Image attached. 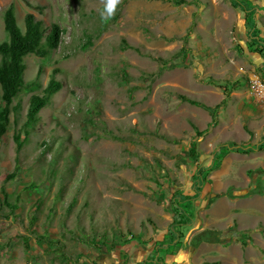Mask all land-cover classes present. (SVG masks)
<instances>
[{"label":"rangeland","instance_id":"obj_1","mask_svg":"<svg viewBox=\"0 0 264 264\" xmlns=\"http://www.w3.org/2000/svg\"><path fill=\"white\" fill-rule=\"evenodd\" d=\"M183 1L118 0L102 17L105 0H27L30 7L0 0V42L9 5L22 32L26 13L62 30L47 57L25 58L26 86L0 139V187L18 207L0 208V264H93L97 250L174 217V201L182 203L176 192L192 198L181 204L191 217H208L202 234L179 230L191 244L215 243L211 262L264 264V149L224 154L198 194L191 179L198 166L214 164L220 145L264 142V105L248 93L250 74L264 80L263 63L248 50L245 14L234 0ZM245 7L264 38V0ZM39 69L40 89L31 91ZM51 77L61 90L16 154L13 135L29 97ZM212 114L214 126L203 133ZM192 142L197 164L188 156Z\"/></svg>","mask_w":264,"mask_h":264},{"label":"trees","instance_id":"obj_2","mask_svg":"<svg viewBox=\"0 0 264 264\" xmlns=\"http://www.w3.org/2000/svg\"><path fill=\"white\" fill-rule=\"evenodd\" d=\"M30 7L27 0H21ZM250 2L249 0H234L233 6L235 8L241 9L245 14V28L247 29V47L252 53H255L261 60L263 68L261 69L264 74V38L259 36V29L255 26L254 17L251 9L245 7V3ZM173 4L179 5L183 4V0L173 1L169 0ZM249 14H251L249 16ZM250 17V18H249ZM3 30L7 36L6 41L0 42V98L2 102V107L0 108V139L7 132L9 125L10 113L15 110V107H11L12 101L18 95V93L26 86L24 84V72L26 69L25 58L29 55H34L40 58L47 57L53 50L57 49L60 44V39L62 35V30L57 24L50 25L49 28H45L41 20L35 19L34 15L31 13H26L23 19L24 31L22 32L17 26L14 8L9 5L8 8L3 13ZM162 66H164L167 61L160 60ZM41 73V69L38 70L35 80L27 85V88L31 91H36L40 89L37 79ZM264 84V80H262ZM61 83L55 80L53 77L49 79L46 86L42 89L41 95L33 94L29 97L28 106L26 110L25 120L20 127V131H17L13 135V142L15 144L16 154L20 151L23 145L27 142L30 132L35 128L39 117L38 114L40 110L45 108L51 98L61 90ZM239 87V83L235 82L231 89L235 90ZM230 90V89H229ZM229 92V91H228ZM180 101L186 102L190 105L202 108L204 110H209L208 107L199 103L197 101L191 100L185 96H179ZM225 100L215 108L223 106ZM211 121L208 123L206 129L203 133L210 131L214 126V115H211ZM198 133V132H197ZM201 133H199L200 135ZM264 149V142H260L254 146H244L235 144H224L216 148L214 153V164L203 169L202 167H197L195 173L191 176L192 186L195 194H198L201 190L202 184L205 182V175L210 174L212 171L216 170L220 166L221 158L224 154L228 152H239L242 154H248L254 151H261ZM188 156L197 164L198 155L196 150L195 142L190 143ZM17 157L15 162L17 163ZM15 173L8 174L4 183L13 179ZM29 187H25L24 190ZM179 192H176L178 199L181 202L174 201L176 205H172L174 210L173 222L169 228L168 233L172 236L178 233V228L187 225L191 222L192 217L189 210L185 209L187 205H181L188 203L192 198L190 196L180 198ZM0 195L2 200L0 203V208H7L11 213H13L18 207L16 204H9L7 201V193L4 190L3 185L0 187ZM19 197H16L18 200ZM176 228V230H175ZM40 242L45 243L47 246H52L56 241L49 240L43 236H37ZM101 250V249H99Z\"/></svg>","mask_w":264,"mask_h":264},{"label":"crops","instance_id":"obj_3","mask_svg":"<svg viewBox=\"0 0 264 264\" xmlns=\"http://www.w3.org/2000/svg\"><path fill=\"white\" fill-rule=\"evenodd\" d=\"M191 211L193 213V210ZM162 216L163 219H158L159 224L157 223L152 229H147L146 233L139 231L134 237L127 238L124 242L117 241L112 249L108 247L106 250H97L93 264H220L217 260L210 261L217 258L212 255L213 252H218V249L214 247L215 243L201 240L191 244L182 237L179 228L178 233L172 236L168 231L173 217ZM207 218L192 217L190 223L182 226L183 233L191 237L194 234H202L201 232L209 223L206 221Z\"/></svg>","mask_w":264,"mask_h":264},{"label":"built area","instance_id":"obj_4","mask_svg":"<svg viewBox=\"0 0 264 264\" xmlns=\"http://www.w3.org/2000/svg\"><path fill=\"white\" fill-rule=\"evenodd\" d=\"M248 93L260 105H264V84L256 74L248 78Z\"/></svg>","mask_w":264,"mask_h":264},{"label":"clouds","instance_id":"obj_5","mask_svg":"<svg viewBox=\"0 0 264 264\" xmlns=\"http://www.w3.org/2000/svg\"><path fill=\"white\" fill-rule=\"evenodd\" d=\"M117 3L118 0H105V10L104 12H101V16L104 17L105 15H112Z\"/></svg>","mask_w":264,"mask_h":264}]
</instances>
